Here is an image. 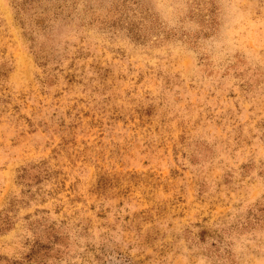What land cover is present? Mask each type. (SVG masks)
I'll list each match as a JSON object with an SVG mask.
<instances>
[{
    "label": "rangeland",
    "instance_id": "374dc122",
    "mask_svg": "<svg viewBox=\"0 0 264 264\" xmlns=\"http://www.w3.org/2000/svg\"><path fill=\"white\" fill-rule=\"evenodd\" d=\"M0 264H264V0H0Z\"/></svg>",
    "mask_w": 264,
    "mask_h": 264
}]
</instances>
